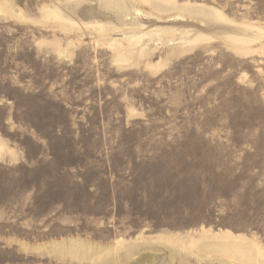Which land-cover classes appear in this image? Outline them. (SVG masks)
<instances>
[{
    "label": "rangeland",
    "instance_id": "rangeland-1",
    "mask_svg": "<svg viewBox=\"0 0 264 264\" xmlns=\"http://www.w3.org/2000/svg\"><path fill=\"white\" fill-rule=\"evenodd\" d=\"M0 264H264V0H0Z\"/></svg>",
    "mask_w": 264,
    "mask_h": 264
},
{
    "label": "bare ground",
    "instance_id": "bare-ground-1",
    "mask_svg": "<svg viewBox=\"0 0 264 264\" xmlns=\"http://www.w3.org/2000/svg\"><path fill=\"white\" fill-rule=\"evenodd\" d=\"M7 4V3H6ZM52 12V11H51ZM127 15V14H126ZM141 48V47H140ZM121 60V59H120ZM190 244V243H189ZM236 244V243H235ZM231 245V244H230ZM255 246V245H254ZM180 247V246H179ZM182 248V246H181ZM239 248V247H238ZM186 249V248H185ZM250 249V248H249ZM72 250V249H71ZM91 252V251H90ZM103 252V251H102ZM249 252V251H248ZM84 253V252H83ZM86 256V255H85ZM98 256V255H97Z\"/></svg>",
    "mask_w": 264,
    "mask_h": 264
}]
</instances>
